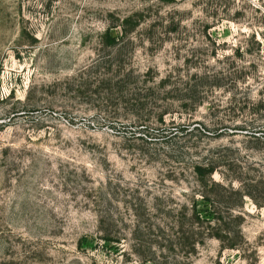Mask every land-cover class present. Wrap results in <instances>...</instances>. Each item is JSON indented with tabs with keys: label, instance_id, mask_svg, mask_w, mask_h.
Listing matches in <instances>:
<instances>
[{
	"label": "rangeland",
	"instance_id": "obj_1",
	"mask_svg": "<svg viewBox=\"0 0 264 264\" xmlns=\"http://www.w3.org/2000/svg\"><path fill=\"white\" fill-rule=\"evenodd\" d=\"M0 264H264V0H0Z\"/></svg>",
	"mask_w": 264,
	"mask_h": 264
},
{
	"label": "trees",
	"instance_id": "obj_2",
	"mask_svg": "<svg viewBox=\"0 0 264 264\" xmlns=\"http://www.w3.org/2000/svg\"><path fill=\"white\" fill-rule=\"evenodd\" d=\"M112 43L116 42V38H111L110 40ZM197 173L201 176L204 177L205 176V168L202 166H198L196 168ZM239 196L241 197L242 201L244 200V197L246 194H244L241 191H237ZM197 218L194 219V221H196V223H193V227H191L190 230H183L181 229V234L183 235V237H187V239H194L197 238V236H199L202 231L201 229H208V233H210V235L215 236L217 238H222L221 233L223 231H230V228L225 224V223H220L218 226H213L212 224H210L209 226H204L203 225V221L204 219L202 218V215H199V211H195ZM193 221V222H194ZM242 232L240 231V234ZM198 242H195L194 245H196ZM236 244L235 243H231V244H227V247H235Z\"/></svg>",
	"mask_w": 264,
	"mask_h": 264
}]
</instances>
